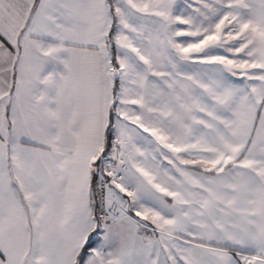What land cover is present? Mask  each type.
<instances>
[{
    "label": "snow or ice",
    "instance_id": "snow-or-ice-1",
    "mask_svg": "<svg viewBox=\"0 0 264 264\" xmlns=\"http://www.w3.org/2000/svg\"><path fill=\"white\" fill-rule=\"evenodd\" d=\"M0 264H264V0H0Z\"/></svg>",
    "mask_w": 264,
    "mask_h": 264
}]
</instances>
